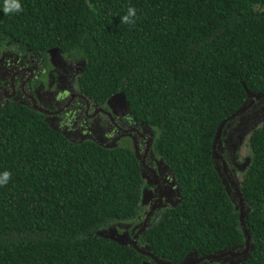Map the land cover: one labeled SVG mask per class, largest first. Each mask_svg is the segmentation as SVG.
<instances>
[{
	"label": "trees",
	"instance_id": "obj_1",
	"mask_svg": "<svg viewBox=\"0 0 264 264\" xmlns=\"http://www.w3.org/2000/svg\"><path fill=\"white\" fill-rule=\"evenodd\" d=\"M3 44L73 56L82 93L98 102L121 93L155 130L153 148L172 167L179 200L137 247L174 264L190 252L243 248L212 142L248 93L264 97V0H0ZM246 135L249 161L236 185L251 248L237 264H264V120ZM137 170L128 147L74 142L34 109L1 106L0 264L150 260L98 233L140 214ZM217 260L205 264H224Z\"/></svg>",
	"mask_w": 264,
	"mask_h": 264
},
{
	"label": "flooded vegetation",
	"instance_id": "obj_2",
	"mask_svg": "<svg viewBox=\"0 0 264 264\" xmlns=\"http://www.w3.org/2000/svg\"><path fill=\"white\" fill-rule=\"evenodd\" d=\"M81 69V62L54 47L36 52L3 44L0 107L17 102L34 109L47 124L74 142L89 140L103 147L122 146L131 150L141 178V211L134 221L111 227L115 236V229L122 232L120 243L131 245L133 236L137 239L161 210L178 203L179 190L172 167L153 148L155 130L130 112L121 93H114L102 102L82 93L77 85ZM245 108L222 123L212 147L213 166L225 192L231 196L238 191L236 182L249 161L241 148L243 140L264 120V99H248ZM220 258V263L229 264L224 255ZM145 262L159 264L153 259ZM185 264L205 263L189 259Z\"/></svg>",
	"mask_w": 264,
	"mask_h": 264
},
{
	"label": "water",
	"instance_id": "obj_3",
	"mask_svg": "<svg viewBox=\"0 0 264 264\" xmlns=\"http://www.w3.org/2000/svg\"><path fill=\"white\" fill-rule=\"evenodd\" d=\"M248 96L249 97H254L256 99H264V97H261V95L259 94H249L248 93ZM246 107V104L245 105H242L241 107H239L238 109H236L234 112H232L226 119H229L233 116H235L236 114L238 113H241V111ZM224 121L222 120L219 125L217 126V130H216V133L214 135V139H213V142H212V147L214 145V142L216 140V138L218 137V134H219V131H220V127L222 125ZM213 149V148H212ZM234 195H235V202L236 204L238 205V220H239V223H240V226L242 227V230H243V235H244V244H243V247L244 249H240L239 251H232V249H227V250H222V251H218V252H212V253H208V254H204L203 256H196L195 253L193 252H190L188 253L180 262H178L177 264H185L186 261H188L189 259H192V260H195L196 262H203L205 263V260H212V259H216L218 257H221L223 256L224 254H227L229 253L230 255H236V257H238V260L235 264H237L239 262V260L243 259L244 258V255L247 253V249L250 247L251 248V245H249V237H248V234L244 228V223H243V217H244V207H243V204L241 203V200H240V197H239V194H238V191L235 190L234 192ZM236 207V206H235ZM106 237L114 240V241H117L119 242L118 240L112 238V237H109L107 235H105ZM120 243V242H119ZM122 244V243H121ZM131 246L134 247L137 251L149 256L151 259L154 260V262L156 261L157 263L159 264H170L168 262H165V261H161L157 258H155L152 254H150L148 251L146 250H143L142 247H137L136 246V235L133 236L131 242H130ZM242 248V247H241ZM143 264V262H142Z\"/></svg>",
	"mask_w": 264,
	"mask_h": 264
},
{
	"label": "rangeland",
	"instance_id": "obj_4",
	"mask_svg": "<svg viewBox=\"0 0 264 264\" xmlns=\"http://www.w3.org/2000/svg\"><path fill=\"white\" fill-rule=\"evenodd\" d=\"M249 99H252V97L251 98H249ZM246 108H244V110H245ZM243 110V111H244ZM240 114V113H239ZM230 195V194H229ZM230 198H231V201H232V203H233V205H235L236 206V208H238V205L236 204V202H235V196H231L230 195ZM111 227H113V225L112 226H110V227H108V228H106L105 230H99L98 231V233H101V234H104V235H107V236H109V237H112V238H114V239H116V240H118L119 241V238L122 236V232H118L116 229H115V233H116V236L115 235H113V232H112V228ZM118 229V228H117ZM112 232V233H111ZM231 249V248H230ZM236 251L237 252V250L236 249H232V251ZM227 257V258H226ZM219 259H221L220 257H218ZM218 258H216V259H218ZM238 257H236V255H230L229 253H227V254H224V260H229L228 261V263L229 264H234V263H236L237 262V259ZM218 261V260H217ZM219 262V261H218ZM146 264H150V263H147V262H145Z\"/></svg>",
	"mask_w": 264,
	"mask_h": 264
}]
</instances>
